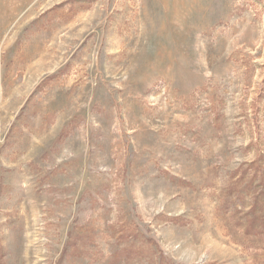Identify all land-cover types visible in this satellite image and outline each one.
Wrapping results in <instances>:
<instances>
[{
	"label": "rangeland",
	"instance_id": "374dc122",
	"mask_svg": "<svg viewBox=\"0 0 264 264\" xmlns=\"http://www.w3.org/2000/svg\"><path fill=\"white\" fill-rule=\"evenodd\" d=\"M0 264H264V0H0Z\"/></svg>",
	"mask_w": 264,
	"mask_h": 264
}]
</instances>
